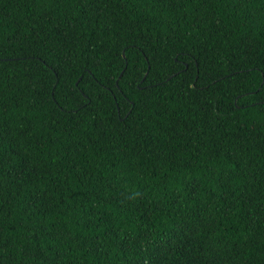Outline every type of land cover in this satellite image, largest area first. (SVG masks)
Returning <instances> with one entry per match:
<instances>
[{"label":"trees","instance_id":"16d2710c","mask_svg":"<svg viewBox=\"0 0 264 264\" xmlns=\"http://www.w3.org/2000/svg\"><path fill=\"white\" fill-rule=\"evenodd\" d=\"M0 264H264V0H0Z\"/></svg>","mask_w":264,"mask_h":264},{"label":"water","instance_id":"95a60500","mask_svg":"<svg viewBox=\"0 0 264 264\" xmlns=\"http://www.w3.org/2000/svg\"><path fill=\"white\" fill-rule=\"evenodd\" d=\"M123 55V54H122ZM75 84H76V82H75Z\"/></svg>","mask_w":264,"mask_h":264}]
</instances>
